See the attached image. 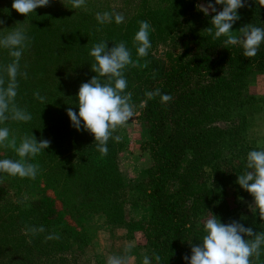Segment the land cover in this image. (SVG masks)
<instances>
[{
  "label": "trees",
  "instance_id": "trees-1",
  "mask_svg": "<svg viewBox=\"0 0 264 264\" xmlns=\"http://www.w3.org/2000/svg\"><path fill=\"white\" fill-rule=\"evenodd\" d=\"M175 8L173 3L162 12L144 7L138 21V16L129 17L128 24L112 19L103 26L91 16L66 18L65 13L56 12L52 29L55 40L51 43L59 45L57 68L64 67L65 58L68 66H79L69 84L73 91L69 102L74 103L77 114L80 85L97 75L91 70L94 58L89 55L93 44L107 41L111 48L124 41L131 50L133 65L124 70L125 91L132 93V101L138 106L144 103L139 107L140 119L149 126V140L141 146L152 161L144 189L152 208L146 240L152 259L153 253L160 255L161 264H186L183 257L191 256L189 243H199L203 236L208 211L222 223L238 221L256 232L264 230L258 210H242L243 203L254 198L236 183L251 151L242 129L244 91L249 77L264 71V43L255 57H244L240 45L225 48L223 37L213 40L204 27L185 23V9L184 15L173 16L171 9ZM238 14L245 25L264 26V6L259 0L247 1ZM142 20L151 26L152 47L145 57L137 55L133 44ZM38 54L27 58L23 53L20 61L41 66L45 54L40 50ZM8 59L7 55L3 60ZM156 89L172 99L162 103L159 96H145ZM54 93L59 99L60 92ZM40 112L39 108V117ZM225 139L228 151L222 148ZM5 177L12 180L9 185L17 196L27 192L26 178ZM34 210H43L42 202L34 201L21 212H2L0 217V247L18 255L16 264H41L51 254L50 240L46 241L42 233L28 231L35 224ZM0 264L11 263L0 256Z\"/></svg>",
  "mask_w": 264,
  "mask_h": 264
},
{
  "label": "rangeland",
  "instance_id": "rangeland-1",
  "mask_svg": "<svg viewBox=\"0 0 264 264\" xmlns=\"http://www.w3.org/2000/svg\"><path fill=\"white\" fill-rule=\"evenodd\" d=\"M12 3L13 0H0V19L5 21L0 25V35L13 27H22L31 37L24 51L27 58L39 56V50L45 55L41 57V66L20 61L27 79L19 78L16 103L31 113L32 120L8 121L5 126L10 129V138L15 136L18 142L25 134L33 133L38 141L49 140L50 146L31 160L39 164V171L35 179L26 178L27 192L22 191L17 196L9 185L12 180L5 177L8 174H0V217L2 212H21L32 207L34 201L42 202L43 210L33 212V226H43L44 236L56 234L59 239L50 240L51 254L41 264H107L109 256L126 255L125 248L129 245L132 251L127 254L131 257L128 264H142L145 255L155 264L146 240L152 208L144 193L152 161L141 149L149 140V126L140 119L139 106L133 102L137 106L135 117L113 133L121 140L109 139L106 156L97 151L93 134L85 133L83 127L77 130L72 126L66 111L69 107L73 109L74 104L69 102L73 94L69 84L79 66L74 63L68 66L66 58L62 69L55 66L56 60L59 61V45L51 44L55 40L54 16L56 12H63L66 18L91 16L97 22V13L118 12L124 16L123 23L128 24L129 17L140 19L144 7L162 12L173 3L176 6L171 9L173 16L184 15L185 9V23L207 29L215 13L205 15L197 5H206L208 0H86V5L79 9H71L69 0H50L49 6L39 7L27 16L15 11ZM216 7L218 11L223 8L222 5ZM243 26L239 19L232 30ZM42 35L48 39L44 40ZM7 55L6 50L0 49L2 66L11 60H3ZM55 90L60 92L59 99L54 97ZM36 91L46 97L43 103L34 98ZM244 102L243 135L251 150H259L264 148V71L249 77ZM220 127L225 125L220 124ZM228 144L227 139L222 141L225 151ZM4 158L18 157L11 149L0 147V159ZM249 202L254 204V200ZM249 202L243 203V211L250 209ZM0 256L11 264H16L18 259L9 248L0 247Z\"/></svg>",
  "mask_w": 264,
  "mask_h": 264
},
{
  "label": "clouds",
  "instance_id": "clouds-1",
  "mask_svg": "<svg viewBox=\"0 0 264 264\" xmlns=\"http://www.w3.org/2000/svg\"><path fill=\"white\" fill-rule=\"evenodd\" d=\"M71 9H79L86 5V0H69ZM257 2V0H256ZM264 6V0H259ZM50 0H13L12 8L20 14L28 15L39 7H47ZM222 5V10H217ZM246 0H215L212 3L197 5L205 15L215 13L211 17V27L206 32L213 40L223 37L225 48L240 45L243 56L253 58L264 43V27L247 24L237 31L233 25L240 19L238 9L245 7ZM114 18L115 23L124 21V16L118 12L97 13L98 21L103 24ZM5 21L0 19V25ZM150 23L139 21V30L135 33L133 44L139 57L148 55L152 47L149 31ZM8 29V28H5ZM29 37L22 27H13L0 35V49L6 50L11 58L6 65L0 66V147L11 149L18 158L0 159V173L13 177L35 179L39 164L31 160L50 146L47 139L37 140L32 134H25L19 142L15 136L10 138V129L5 126L8 121L29 122L32 115L26 108L16 103L19 78L27 79V73L21 71L20 60L25 49L30 45ZM89 55L94 58L91 70L97 75L88 82L82 83L78 92L77 114L71 107L67 111L72 126L77 130H86L94 135L95 146L102 156L108 154L110 138L120 142L119 135L113 136L118 127H123L135 117L136 105L132 101V93L126 92L128 86L124 70L133 65L131 50L127 43L121 41L109 48L107 41L93 44ZM34 98L43 103L46 100L39 91L33 93ZM148 99L159 96L162 103L172 99L168 94H162L160 89L145 93ZM139 107H144L142 102ZM83 121V125H82ZM239 186L250 193L254 204L249 205L251 211L258 210L259 218L264 221V148L251 150L247 153V164L244 172L238 175ZM255 210V211H253ZM209 215L203 220V236L199 243H189L191 256L183 257L186 264H264V230L256 232L252 227H245L238 221L227 224L208 211ZM33 235L45 231L44 227L28 229ZM59 236L49 234L45 240H56ZM30 242V241H29ZM132 246L125 248L126 255L108 257L107 264H128ZM155 264H161V256L153 253ZM142 264H152L149 256L142 258Z\"/></svg>",
  "mask_w": 264,
  "mask_h": 264
}]
</instances>
